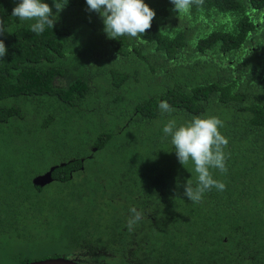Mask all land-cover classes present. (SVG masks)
Here are the masks:
<instances>
[{
  "label": "trees",
  "instance_id": "trees-1",
  "mask_svg": "<svg viewBox=\"0 0 264 264\" xmlns=\"http://www.w3.org/2000/svg\"><path fill=\"white\" fill-rule=\"evenodd\" d=\"M144 2L156 15L136 40L108 38L86 0L39 35L11 15L19 0H0V264H264V0L179 15ZM193 116H218L229 141L227 173L212 170L226 189L199 203L183 195L194 165L163 133ZM48 247L63 253L26 255Z\"/></svg>",
  "mask_w": 264,
  "mask_h": 264
},
{
  "label": "clouds",
  "instance_id": "clouds-1",
  "mask_svg": "<svg viewBox=\"0 0 264 264\" xmlns=\"http://www.w3.org/2000/svg\"><path fill=\"white\" fill-rule=\"evenodd\" d=\"M53 3L55 13L44 0H19V3L13 7L11 15L19 21H31L30 30L39 35L46 27L53 29L58 14L68 0L66 2L53 0ZM171 3L174 6L173 11L179 15L189 13L193 6H202L204 0H171ZM86 5L87 11L98 13L102 18L103 31L111 39L128 36L141 40L146 30L150 29L156 15L144 0H86ZM5 32L11 33V30L6 29L0 22V35ZM6 54L7 47L4 40L0 39V59H3ZM158 108L162 115L171 114L174 111L167 101H161ZM223 127L224 121L218 116H193L179 125L175 119H169L163 126V133L166 137H170V143L179 163L185 167L191 161L194 165L195 183L187 180L183 185V195L193 203L201 202L204 194L213 189L218 191L226 189L225 183L215 179L212 171L218 170L226 174L228 170L224 149L229 141L220 131ZM129 213L126 223L131 231L141 221L143 213L135 207L130 208ZM71 259L77 261L75 258Z\"/></svg>",
  "mask_w": 264,
  "mask_h": 264
},
{
  "label": "water",
  "instance_id": "water-1",
  "mask_svg": "<svg viewBox=\"0 0 264 264\" xmlns=\"http://www.w3.org/2000/svg\"><path fill=\"white\" fill-rule=\"evenodd\" d=\"M52 166H50L46 171L35 175L31 182L36 186H43L44 184L50 182L52 180L51 170ZM25 264H79L77 261L67 258V257H50L44 258L40 260L30 261Z\"/></svg>",
  "mask_w": 264,
  "mask_h": 264
},
{
  "label": "rangeland",
  "instance_id": "rangeland-1",
  "mask_svg": "<svg viewBox=\"0 0 264 264\" xmlns=\"http://www.w3.org/2000/svg\"><path fill=\"white\" fill-rule=\"evenodd\" d=\"M46 249H49V250L37 251V252H35L34 250H30V251L26 252V255H29L31 257V259H35V258H38V257H40L42 255H48L49 253H50V255L51 254L55 255V254H62L63 253V251L61 249H59V248H50V247H48ZM47 257H49V256H47ZM50 257H52V256H50ZM40 259H44V258H38L36 260H40ZM33 261H35V260H33Z\"/></svg>",
  "mask_w": 264,
  "mask_h": 264
},
{
  "label": "flooded vegetation",
  "instance_id": "flooded-vegetation-1",
  "mask_svg": "<svg viewBox=\"0 0 264 264\" xmlns=\"http://www.w3.org/2000/svg\"><path fill=\"white\" fill-rule=\"evenodd\" d=\"M58 165H60V164H57V166H58ZM50 166H52V167H53V165H50ZM50 166H48V168H49ZM54 166H55V164H54Z\"/></svg>",
  "mask_w": 264,
  "mask_h": 264
}]
</instances>
